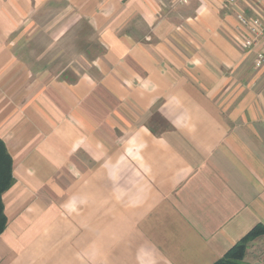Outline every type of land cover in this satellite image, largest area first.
<instances>
[{"label": "crops", "instance_id": "crops-1", "mask_svg": "<svg viewBox=\"0 0 264 264\" xmlns=\"http://www.w3.org/2000/svg\"><path fill=\"white\" fill-rule=\"evenodd\" d=\"M50 10L99 48L63 75ZM0 138V264H214L264 225V0H0Z\"/></svg>", "mask_w": 264, "mask_h": 264}, {"label": "rangeland", "instance_id": "rangeland-1", "mask_svg": "<svg viewBox=\"0 0 264 264\" xmlns=\"http://www.w3.org/2000/svg\"><path fill=\"white\" fill-rule=\"evenodd\" d=\"M50 12H52V10H50ZM50 12H47V15L45 14L46 19L43 17V19L39 20L38 29L35 34L36 36H33L34 38L32 37L33 43L37 44L38 47H47L48 51L47 54H44L42 57H38L39 59H36V64L38 69H41V67H43L47 62V71H50L49 74L63 75L66 72H70V69L64 68L68 63L75 62V65L82 67L86 64V60L89 61L90 58L97 53L99 48L96 44V40L92 36V33L89 32L88 26L84 21L81 22L77 28H74L76 29L75 32L73 31L74 29H72L71 32H73L68 33L70 34V37L67 34L64 37L63 42L59 39L60 41L56 43L55 38L58 37L62 28L66 25V21H59L60 18L56 19L54 12H52V14ZM73 33L74 35L71 37ZM67 40H69L68 43H66ZM72 40L76 45L71 43ZM29 42L30 41L26 39V41L21 44L25 46V48L27 46L30 48ZM51 42H53V45ZM24 51L25 50H21L20 52L22 57H24ZM79 53H82V55ZM33 55H37L36 51H33ZM30 57L32 58L31 54Z\"/></svg>", "mask_w": 264, "mask_h": 264}, {"label": "trees", "instance_id": "trees-1", "mask_svg": "<svg viewBox=\"0 0 264 264\" xmlns=\"http://www.w3.org/2000/svg\"><path fill=\"white\" fill-rule=\"evenodd\" d=\"M14 183L13 159L7 147L0 138V234L7 226L4 211L3 194ZM264 235V225L258 224L250 230L240 241L233 245L228 252L214 264H249L245 261L247 249L252 241Z\"/></svg>", "mask_w": 264, "mask_h": 264}, {"label": "built area", "instance_id": "built-area-1", "mask_svg": "<svg viewBox=\"0 0 264 264\" xmlns=\"http://www.w3.org/2000/svg\"><path fill=\"white\" fill-rule=\"evenodd\" d=\"M226 1L228 3L235 2V0H226ZM239 19L244 24H250V26L252 27V30H253L254 33L258 31V27H259V24H260L258 19L251 21L247 17H245L244 15H239ZM243 43H244V45H247V46H251L252 45V41H250V40H245Z\"/></svg>", "mask_w": 264, "mask_h": 264}]
</instances>
